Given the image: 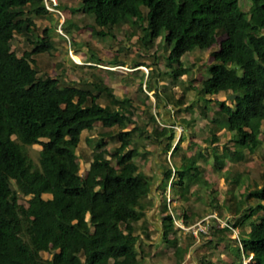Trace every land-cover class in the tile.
Here are the masks:
<instances>
[{"label":"trees","instance_id":"16d2710c","mask_svg":"<svg viewBox=\"0 0 264 264\" xmlns=\"http://www.w3.org/2000/svg\"><path fill=\"white\" fill-rule=\"evenodd\" d=\"M70 12L91 17L92 32L99 37L129 24L130 36L139 35L142 48L163 39L165 70H151L145 81L155 95L156 109L163 104L177 109L185 105L184 96L177 98L174 91L189 73L181 58L218 43L200 85L188 87L200 98L196 107L208 123L204 141L216 164L245 163L257 153L261 146L257 139L264 127V0H79V7ZM51 16L44 0H0V264H141L150 256L144 251L143 236H150L146 212L154 178L136 165L139 150L133 137L150 141L173 158L183 136L173 144V128L166 121L160 126L157 115L150 113L152 106L143 105L145 117L137 116L141 108L130 98H117L104 79L76 83L40 76L32 57L50 52L54 44L48 28L43 36L35 35V18ZM15 36L31 45L22 56L12 51ZM219 38L223 39L218 42ZM91 59L95 64L102 62L95 56ZM110 64L123 63L113 59ZM140 66L135 63L132 68ZM165 79L171 80V87L158 93V82ZM221 93L237 96L212 99ZM212 105L217 110L209 116ZM182 123L183 132L188 131L190 123ZM98 124L105 131L85 139L91 155L84 158L89 168L81 176L77 148L82 133L92 132ZM113 128L117 131L112 132ZM222 135L229 140L219 151ZM110 143L116 146L108 150ZM34 145L41 147L36 163L27 152ZM200 163H208L202 151L180 156L172 168L164 170L158 186L162 241L172 248L174 264L182 263L191 242L182 245L175 238L181 231L174 228L167 213L165 193L170 188L173 199L182 204L191 199L190 188L195 184L214 194L200 177ZM229 174V170L224 174L226 180ZM262 179L261 186L248 187L240 196L234 192L239 175L231 180L228 193L233 208L229 210L234 221L228 223L232 229L249 228L233 241L234 247L226 246L233 256L231 264L247 259L249 264H264ZM46 194L49 199L43 198ZM21 198L27 206L19 203ZM183 211L181 219L189 226L195 214ZM227 232L232 231H210L214 236ZM189 239L193 241V236ZM42 252L53 253V257L44 259ZM200 264L213 263L203 259Z\"/></svg>","mask_w":264,"mask_h":264},{"label":"rangeland","instance_id":"374dc122","mask_svg":"<svg viewBox=\"0 0 264 264\" xmlns=\"http://www.w3.org/2000/svg\"><path fill=\"white\" fill-rule=\"evenodd\" d=\"M57 3H59L60 8L58 11L61 15L52 13L50 19L35 18V35L43 36V30L48 28L50 40L54 44V49L50 52L32 57L33 66L38 74L76 83L93 82L98 77L104 79L106 85L112 88L117 98H130L141 108L137 112V116L145 117L143 115V105L152 106L150 113L157 115L160 126H163L164 121H166V124L173 128V144L181 142L179 140L183 136L182 143H180L181 149L173 158H170V154H163L161 149L150 141L143 140L138 136L133 137V141L137 143L139 150V156L136 158L135 163L141 171L154 178L152 188L155 191L152 192L151 206L149 205L146 212L150 224V236L149 238L143 236L145 239L144 251H149L150 256L143 259L141 264H174L171 257L172 248L166 246L162 241V194L158 191V186L167 167L172 168L180 156L188 157L197 151H202L208 156L207 164L200 163V177L212 187L211 190L214 191L212 195L214 196L207 189L201 191L196 184L190 188V192L193 194L191 199L184 204L173 199V192L170 188H167L165 193L167 213L173 218L174 228L181 231L175 235V238H178L182 245L191 242L189 251L183 256L181 264H200L203 259L210 260L213 264H231L233 256L226 249V246L234 247L233 241L238 239L240 233L248 232V226L238 227L234 229V232H227L224 235L217 233V236L212 235L210 231L220 229L222 223L227 220L234 221L232 211L229 210V206L232 205V196L228 191L231 188V180L235 175H239L238 185L234 189L237 196L243 194L248 187L261 186L262 176H264V127L262 135L257 139L261 146L250 160L240 164L229 162L216 164L213 162L211 147L209 143L204 141L208 137V123L196 107L201 101L196 92L188 89V87L200 85L201 80L206 76L207 66L212 62V52L219 47L218 43L209 50L195 51L181 58L182 67L187 68L189 73L181 77L182 85L176 86L174 91H176L177 98H183L184 96L185 105L177 109L163 104L156 109L154 107L155 95L147 90L145 81L151 70H155L157 73L165 70L164 53L160 47L163 39H156L153 42V47L142 48L137 42L139 35L130 36L132 29L129 24L113 29L105 37H99L92 32L93 19L91 17L70 12L71 8L79 7V0H57ZM240 4L245 11H248L244 1H240ZM62 7L65 9H62ZM222 39L219 38L218 42ZM11 44L12 51L17 56H22L24 52L31 49V45L21 36H15ZM93 56L102 62L100 64L93 63L91 59ZM113 59L123 64L120 66L110 64ZM135 63H141L142 66L132 68ZM141 82L143 83V91L139 92L138 86ZM164 87L170 88L171 80L165 79L163 82H158L157 92L162 94ZM145 96L148 100H145ZM212 99L224 101L227 99V95L221 93ZM141 100L144 101V104L140 106ZM187 106L191 107L190 111L185 110ZM216 110L217 108L212 105L209 116H212ZM164 112H169L167 118L164 116ZM182 120L190 123L188 131L183 132L184 124ZM102 131L105 130L98 124L95 125L92 132L82 133V139L77 148V155L80 158L76 161L78 165L77 173L81 176H84L89 168L84 158L91 155V148L85 139L96 138L98 133ZM111 131L116 132L117 130L113 128ZM221 134H223V131L219 133V135ZM228 140L229 137L225 135L220 137V143L217 145L219 151L222 150L223 145ZM115 146L114 143H110L107 149L111 150ZM190 148L192 149L190 150ZM40 149L39 145L27 149L28 156L34 163L37 162ZM146 152L149 154L146 155ZM111 161L114 163L113 160ZM230 165L233 166L230 168ZM228 170L230 174L227 176L228 180H226L224 174ZM43 198L49 199L50 195H43ZM26 201V199L21 198L19 203L27 206ZM232 206L230 208H233ZM185 209L187 214H195L193 222L189 226L184 225L181 219ZM203 221L209 223L210 230L205 235L193 237V241L189 239L190 234L181 229V226L187 228ZM41 256L49 260L53 257V253L42 252ZM249 262L250 259H247L244 260L243 264H249Z\"/></svg>","mask_w":264,"mask_h":264},{"label":"built area","instance_id":"2783aa9c","mask_svg":"<svg viewBox=\"0 0 264 264\" xmlns=\"http://www.w3.org/2000/svg\"><path fill=\"white\" fill-rule=\"evenodd\" d=\"M44 4L49 11V13H58L61 15V13L57 9V0H44ZM221 228H229L232 232H234V229L230 227V224L228 223V220L225 223H222ZM181 229L185 230L187 233H189L191 236L196 238L198 235L207 234L210 230L209 223L203 221L201 223H196L190 227L184 228L181 226Z\"/></svg>","mask_w":264,"mask_h":264},{"label":"water","instance_id":"95a60500","mask_svg":"<svg viewBox=\"0 0 264 264\" xmlns=\"http://www.w3.org/2000/svg\"><path fill=\"white\" fill-rule=\"evenodd\" d=\"M236 96H237V95H229V96H227V99H229V100H233V99L236 98Z\"/></svg>","mask_w":264,"mask_h":264},{"label":"crops","instance_id":"0c3cea01","mask_svg":"<svg viewBox=\"0 0 264 264\" xmlns=\"http://www.w3.org/2000/svg\"><path fill=\"white\" fill-rule=\"evenodd\" d=\"M168 115H169L168 112H164V116H165L166 118L168 117ZM152 192H153V193L155 192L154 189H152ZM153 193H151V196H152Z\"/></svg>","mask_w":264,"mask_h":264}]
</instances>
